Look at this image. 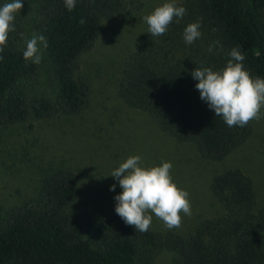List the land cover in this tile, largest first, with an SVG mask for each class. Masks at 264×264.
Returning <instances> with one entry per match:
<instances>
[{
  "label": "trees",
  "instance_id": "1",
  "mask_svg": "<svg viewBox=\"0 0 264 264\" xmlns=\"http://www.w3.org/2000/svg\"><path fill=\"white\" fill-rule=\"evenodd\" d=\"M24 1L37 9L38 35L47 43L41 45L55 91L48 95L39 90L40 68L23 58L27 31L16 14L15 30L0 52V125L81 116L91 85L77 74L80 58L95 46L104 21L142 3L76 0L68 11L64 0ZM5 3L0 0V6ZM175 4L186 14L174 17L164 35L149 33L126 56L116 99L146 113L162 133L190 145L199 159L222 162L247 143L252 123L227 126L200 99L191 73L224 68L231 49L238 48L251 77L264 79V0ZM197 21L201 36L189 45L183 32ZM79 173L59 163L41 174L30 196L4 216L0 205V264H153L163 250L172 254V264H264V203L258 200L254 179L241 168L229 166L208 174L207 186L219 209L200 215L185 231L151 224L140 232L124 223L112 201L77 206Z\"/></svg>",
  "mask_w": 264,
  "mask_h": 264
},
{
  "label": "rangeland",
  "instance_id": "2",
  "mask_svg": "<svg viewBox=\"0 0 264 264\" xmlns=\"http://www.w3.org/2000/svg\"><path fill=\"white\" fill-rule=\"evenodd\" d=\"M11 2V0H5ZM141 7L104 21L95 46L79 60L77 74L89 81L91 93L88 107L81 116L59 120H29L15 125H0V205L2 216L13 206L24 202L33 192L41 174L57 164L72 165L80 173L77 206H95L112 201L122 189L118 181L108 176L126 158L141 157L142 166L172 164L170 175L178 188L188 192L191 214L181 213V225L173 228L185 231L200 215L218 211L210 195L207 177L215 170L229 166L241 168L254 179L257 197L264 203V108L260 118L251 120L253 134L225 161L209 163L198 158L190 145L176 143L141 111L128 108L116 98L126 56L142 44L149 35L143 17L162 2L172 0H138ZM182 1V0H175ZM18 15L26 27L27 38L38 35L35 5L24 0ZM42 60L38 64L39 90L53 95L55 86L51 66L39 45ZM116 184L114 191L111 185ZM151 214V213H149ZM152 224L167 229L154 214ZM172 254L161 251L153 264H172Z\"/></svg>",
  "mask_w": 264,
  "mask_h": 264
},
{
  "label": "clouds",
  "instance_id": "3",
  "mask_svg": "<svg viewBox=\"0 0 264 264\" xmlns=\"http://www.w3.org/2000/svg\"><path fill=\"white\" fill-rule=\"evenodd\" d=\"M64 4L68 11H72L76 0H64ZM22 8V0H11L0 6V52L6 45L9 32L15 30L13 21ZM185 14L186 9L176 6L175 0H172L157 6L143 19L148 25V33L162 36L174 17L182 18ZM80 23H84L83 19ZM200 27L199 21L185 27V43L190 45L200 38ZM40 44L47 47L45 37L33 34L26 42L23 58L39 64L42 60ZM228 55L231 59L224 68L217 71L207 67L197 68L191 75L197 81L195 87L200 99L207 103L209 109L222 117L227 126L243 127L260 118L261 108H264V79L251 77L243 66L245 57L238 48H232ZM171 168L172 164L167 161H162L159 166H142L141 157L133 155L108 175L116 179L122 189L114 196V210L125 224L146 232L152 224L151 214H154L170 230L180 227L181 213L191 214L189 194L173 182ZM115 188L116 184H113L109 190L114 191Z\"/></svg>",
  "mask_w": 264,
  "mask_h": 264
}]
</instances>
